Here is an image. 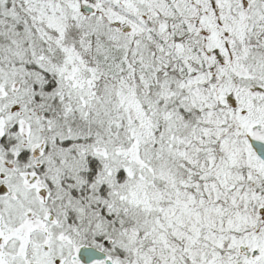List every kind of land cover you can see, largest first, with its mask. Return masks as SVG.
I'll return each instance as SVG.
<instances>
[{"label": "snow or ice", "instance_id": "snow-or-ice-1", "mask_svg": "<svg viewBox=\"0 0 264 264\" xmlns=\"http://www.w3.org/2000/svg\"><path fill=\"white\" fill-rule=\"evenodd\" d=\"M0 264H264V0H0Z\"/></svg>", "mask_w": 264, "mask_h": 264}]
</instances>
